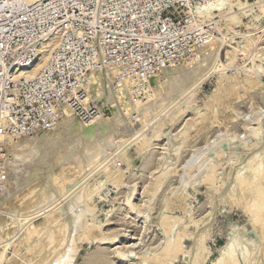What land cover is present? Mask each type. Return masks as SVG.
Here are the masks:
<instances>
[{"label": "rangeland", "instance_id": "obj_1", "mask_svg": "<svg viewBox=\"0 0 264 264\" xmlns=\"http://www.w3.org/2000/svg\"><path fill=\"white\" fill-rule=\"evenodd\" d=\"M236 1L239 5L241 4L240 7H238L239 9L241 8L240 10L238 8L229 10V7H224L221 15L218 14L220 12L218 9L211 11L210 14L206 12L207 15L203 9L205 6L211 5L210 3L214 4L218 2V0H46L43 1V3H41V0H37L32 4H27L25 0H12L9 4L7 2L3 3L5 7L2 8L3 11L9 10V5L12 3L18 5L22 4L24 10L17 18L14 19L11 17L0 22V24L4 25L3 32L0 36V179H3L0 180V217L9 219L12 223L16 222L13 223V229L15 231L12 229L13 231L11 232L13 233L10 236L12 237L13 235L15 238L9 237V248H6L1 264H9L10 262L11 264H29V261L37 256L34 254L39 253V249H36L34 246L32 247V244L29 245L31 247L22 244L23 247L21 243L16 241L28 227L27 225L29 222L26 221L30 219L29 221L32 222L33 220H31V218L37 215L40 216L34 221H39V219L42 220L45 215L47 217V215L53 212L52 207L55 203L60 204L58 203L60 199L61 202L67 200V207L63 213L64 217L61 216L62 218L59 217L61 219H58V221H62L66 215L71 214L74 203L76 204V202L79 201V195L83 188H86V193L90 198L86 197L88 204H86V208L82 207L83 210L81 211V208L74 217L70 225L72 226L70 230L75 233L76 231L74 229L78 227V229H80L82 223H85L88 227L98 224L99 226L97 225L96 227L101 228L99 237L102 242H91L84 238L77 241L75 240V234H73L74 237L71 239L69 238L68 242H71H67L64 250L65 252H63L64 254L62 253V259L65 261L69 257L75 256L73 263L83 264V262L98 249L102 250L104 253L107 264H138L142 260V257L145 264H155L158 258L159 260H157L156 264H163L164 257L162 256L163 252H161L163 251V247L167 242L169 243V240L172 241V237L176 239V237L179 238L181 234H183L182 238L180 237L181 241H179V245H183L181 248L185 252L179 251L180 253L182 252V254L178 253L175 255V258H173L174 261L170 258L168 259L171 261H168V259L165 258L164 264H190L191 262L195 264V260L193 261L192 259H196V255L194 256V254L200 253L201 249L202 251L207 250V257H205V261H203L202 264H213L228 245L230 239L236 241L242 240L247 245H249L250 242L252 245L249 251L251 254H249L250 261L253 259L252 262L256 264L260 259L258 263L264 264V240L259 243L260 245L258 244L260 246V248L259 246L258 248L261 251L258 250V252L253 248L256 243L255 237L259 231L257 227L256 230L254 229L255 227L251 225V215H249V213L247 214V212H245V214V210L243 211L240 205L236 206V204H233L230 198H228L229 188L233 189L234 187L232 185H234L236 173L239 172L238 169L241 172V166L243 167L244 163L247 164L246 161H248V159H251L252 162L254 158L253 155L257 153V156L253 159V163L257 160L256 157L258 158L259 156L261 160L258 158L260 162L257 161V163L262 162L261 164L264 167V51H262L264 50V0H231L232 3L238 5ZM23 4H27L28 6H24ZM32 5H34L33 8L41 5H44V7H51L54 9V15L46 20L41 19L42 22L39 23L34 16L35 14L29 12L31 9L26 10L27 7L29 8ZM198 10H200V12ZM216 11H218V13ZM90 14L91 19L88 17ZM15 22L17 23L15 24ZM47 29L49 30L46 31ZM209 42L210 44H208ZM57 43L58 45H56ZM209 45L212 46L209 47ZM243 47L245 48L243 49ZM205 48L209 51L213 49L212 53H214L212 54L210 51L208 55L202 58L203 56L198 55V53ZM256 55L258 56L256 57ZM33 56L35 57L33 58ZM197 56H200L199 58L201 59ZM196 57L200 60H198L199 65L197 64L195 68L190 67L189 70L187 68L185 71L186 73H184L186 75L182 74V76H180L181 78L179 77L180 80L178 79V81H181L179 82L181 86L176 85L178 83L176 81L177 83L175 82V86H165L164 92H159L161 95L156 91L154 92V89H150L153 88L151 84L152 79L161 75L163 76L168 71H175L178 66L185 64V62H190V58L191 61H195ZM232 57H234V62L229 61ZM201 62L203 66L200 64ZM228 62L233 64L230 63L228 67ZM36 63L37 65H42H38L39 68L36 72V74H38H29L36 66ZM224 65L227 66L225 67ZM197 66L202 68L199 69ZM220 67L223 68L220 69ZM215 68H219V70ZM196 69L201 71V74L197 72ZM192 70H194L196 74L198 73V75ZM21 72L23 75H21ZM188 72H190L192 76L190 73L187 74ZM25 74L26 77H24ZM185 76L186 81L184 80ZM188 76H190L191 79ZM95 77L99 79L102 85L108 86L112 97L115 96L113 97L112 105H115L114 109H118L115 110V114L118 120H122V125L121 123H117L118 121L115 119L116 122H114V120L108 125L106 132H104L105 134L102 133L104 135L99 134V137H94V140L84 141V143L81 139V142L77 140L78 137H74L73 135L67 137L69 140H67V138L66 140L62 139V142L50 147L52 151H49V149L46 155L42 154L39 156L43 157V155H45V158L48 159L43 166L45 169H42L39 175L29 174V168L31 167L29 165H32L34 159L36 160L38 157L35 153H30L28 157L29 153L23 154L19 150H12V148L14 149L16 146V144L13 145V143L18 142L16 141L17 139L31 138L43 129H55L61 124V120L65 116L62 113L65 114L68 110L77 118L79 117V121L85 123L84 125L99 121L105 110L101 100L93 96L92 90L94 91L95 84L92 80H94ZM192 77H195L196 81L193 78L195 82L192 81ZM182 79L185 83H183L184 81ZM189 79L192 83L191 81H189L190 83L187 81ZM180 83L183 85L187 84V87L193 86V89L190 87L191 90L189 87L187 88L185 86L186 89H184V87L181 88L183 85ZM176 86L181 89L177 90ZM182 89H184V91ZM187 89L189 90L187 91ZM119 92H121V94ZM124 92L128 93L124 94ZM129 93H131L130 96ZM117 94L119 95L118 99L122 97L120 101L116 98V96H118ZM150 94L153 97H157L153 98ZM127 97L128 100H133L137 103L134 102L133 104L136 107L142 105L143 107L141 106V110L139 107L133 108V101L126 100L125 98ZM160 98H163L162 101ZM186 100H191V103ZM120 102L121 105L119 104ZM123 103L124 105L127 103L125 105L126 107ZM121 106H123L122 110ZM129 106L132 107L130 108ZM145 106L149 108V110H147V108L145 109ZM65 108L68 109L63 112L62 110ZM138 109L141 112L142 110L143 112L146 110L149 116H146L144 119H139L140 116L135 117L141 114V112H137ZM134 110H136L137 115ZM125 111H131L133 115L129 112V115H131L130 117ZM152 112L153 116L151 115ZM176 114L178 115L176 116ZM98 115H101L99 116L100 119L96 118ZM196 115L199 118L196 117ZM197 119L198 122L196 121ZM87 121L89 122L88 124H86ZM113 124H118V126H113ZM258 124L260 125V129ZM119 125H121V127ZM128 125H131L133 128H128ZM125 126L126 128H124ZM256 126L260 131H258ZM115 127H118L122 131ZM33 128L37 130L34 131ZM115 129H117L118 132L115 131ZM253 129H255V131ZM249 130H251V132ZM112 132H114V134H112ZM156 136L157 139H154ZM164 136L168 138V140H166ZM144 137L145 139L148 138L150 141L147 143L149 147L147 152L148 164L140 168L142 164L140 155L143 153V148L140 144L144 142ZM98 138V141L102 142L101 146L99 144L100 142L96 140ZM183 138L184 140L182 141ZM72 139H76V141ZM89 142H92V144ZM80 143L84 147L83 150L88 148L86 149L88 151L85 152L89 153H85L83 150L81 151L83 147H81ZM88 144H90L91 147H88ZM96 146L98 147L96 148ZM138 147L142 152L137 150L139 149ZM18 148L21 147L18 146ZM214 150H216V154ZM15 151L19 152L15 153ZM92 151L95 152L93 153ZM221 151L226 155L220 154L221 157L220 160H218L216 157L219 153H222ZM60 153H65V155L68 156L66 157L64 154L60 155ZM21 154L26 156L24 157L26 161L23 160L24 158H21ZM15 155H17V157ZM62 156H65L67 160L63 159ZM197 156L200 157H198L200 160L197 159ZM236 156H238V160ZM251 156H253V158ZM73 157L75 158L74 160L72 159ZM212 157L216 160L213 159V161ZM206 158H208L209 162L219 161L221 167L216 166V164L213 165L214 163L212 164V162L210 163L213 168L208 167L211 164H209ZM61 159L64 162L63 166H61ZM9 160L11 163H8ZM52 160H55V162L61 161L60 164L57 163L56 165H59L61 168L64 167L65 169H59V171L63 173L61 177H59L58 182L56 181L57 183L54 182V185L52 183L45 187V190L49 189V195L54 196L49 198L48 193L45 195V190H43V192L41 189L40 192L42 191L43 195H45L44 199L39 191L38 194H32V196L40 195V200L45 201L44 203L42 201L40 202L41 206L43 205L45 207L42 206V208L37 209L38 211L35 210V207H33V209L25 208L23 211L21 209L20 211L17 208L19 203L21 204L20 200H24V197H27L30 190L32 191L34 189V187L30 189V187L36 186L35 184H43V179L46 178L45 175L47 173L50 172L49 175H52V171L58 170L57 168L59 167H57ZM195 161L199 164H196L198 166L193 165ZM49 162L52 164H49ZM251 162L250 165L249 163L247 165H257L256 162L254 164H251ZM13 163L20 164V168H15ZM9 164H11V167ZM88 164L90 166H87ZM7 166L10 168L11 172H8L9 169L7 170ZM46 166L51 167L48 168ZM53 166L57 168L54 169ZM79 166L83 170L77 169ZM214 166L219 168L215 169ZM199 167H201V169ZM244 167L243 171L252 169L251 167H249V169L247 166L246 168ZM211 168L218 174L215 175V172H211ZM253 168H255V166ZM51 169L52 171H50ZM203 169L206 170L204 171ZM12 170L14 171L13 173ZM105 170H107L106 173ZM207 170L209 173H207ZM56 173L58 174L59 172H55L54 174ZM161 173L167 174V178L157 187L154 182H157L162 176ZM219 173L222 175H219ZM209 174L213 176L211 179L214 180L211 182L212 184L214 183L213 185L209 184L211 177ZM27 175H29V177ZM41 175H44L42 176L43 178H41ZM217 176L222 181L217 179ZM25 178H29V180ZM35 179L38 182H36ZM115 180L117 182H115ZM189 180L190 182L194 180V182L187 184ZM17 181L21 183L19 187ZM28 181L30 182L28 183ZM65 181L69 182L65 184ZM60 182L64 183L62 195L57 192L59 189L56 190V187L60 188L59 185L57 186ZM25 184L26 186H24ZM216 184L218 185L217 187ZM12 186H15L17 189H14V187L13 190L11 188ZM209 186L212 187L210 188ZM215 188L217 189L216 193H214ZM12 190L18 191L12 192ZM9 191L12 194H9ZM211 191L213 195L208 194L209 192L211 193ZM55 192L57 194H55ZM55 195H60V197ZM207 195L211 196L208 197ZM10 196L13 199L9 198L11 200H9V202L12 205L10 208L16 210H10L8 206L6 207V205L2 203H7L8 197ZM64 196H67L66 198L68 199L62 200L65 198ZM52 197L55 199L53 200ZM128 197H131L130 206L133 204V206L137 207L136 209L141 207L139 208L140 210L138 209L141 217L135 218L136 215L128 212V206L126 205L127 203H125V199ZM219 197H222L223 199L221 198V200L223 201H221ZM4 198H6L5 201L3 200ZM48 198L50 200H47ZM37 199L38 197H36L34 201L35 205L36 202L38 203L40 201H37ZM51 201H55V203ZM87 205H89V211H87ZM30 211L31 214L29 213ZM39 211L41 212L35 214ZM136 212L135 214H137ZM1 213H3V215ZM162 218L169 222L170 227H167L170 228V232L168 233V231H166L168 235L166 232L163 234L166 227H163V225H166L167 222L164 219V221H161ZM170 219H172L173 224ZM58 221V225L63 222ZM1 224H3V222ZM202 228L205 231H203ZM78 229H76L77 233L79 232ZM198 230H200L201 234H199ZM101 231L102 234H100ZM0 232L3 234L1 230ZM187 232L191 235L189 236ZM2 234H0V236H2ZM126 234L127 238H120L122 235ZM194 234L196 235L195 237ZM198 234L200 235L199 238H202L201 235H203L204 242L201 239L203 243L199 244L202 245L201 248L195 245L199 242ZM110 235L112 239H116V243L112 245H103L109 241L106 240L105 237L108 239ZM168 236L170 238L169 240H167ZM103 239L105 243H103ZM194 240L198 242L194 243ZM247 240H249V242ZM0 241L3 242L5 240L2 241L0 237ZM17 244L20 245L18 246ZM0 245L2 246V243ZM31 248L33 250L35 249V251H31ZM118 248L120 252L123 251L128 255L130 254L126 262H117L113 259L116 255H114V251L117 252ZM23 249H26V251ZM195 249L196 251H194ZM36 250L38 252H36ZM29 252H31V255ZM260 252L263 253L261 254ZM159 254L163 259L161 256H156ZM255 254L258 260L255 258ZM261 255L263 258H261ZM11 257L13 258L11 259ZM149 258L153 259L150 260ZM153 260H155V262ZM58 262L59 260L57 259L55 264H58Z\"/></svg>", "mask_w": 264, "mask_h": 264}, {"label": "bare ground", "instance_id": "obj_2", "mask_svg": "<svg viewBox=\"0 0 264 264\" xmlns=\"http://www.w3.org/2000/svg\"><path fill=\"white\" fill-rule=\"evenodd\" d=\"M3 1H8V2H11L12 0H3ZM15 1V0H14ZM34 1H37V0H25V2L27 3V4H32ZM217 1V0H216ZM18 2V1H17ZM237 2V1H236ZM235 2V3H236ZM9 4V3H8ZM211 5H208L207 7L205 6V8H203L204 9V12H205V14L207 15V13L208 14H210L211 13V11H213V10H216V9H218V11H220L219 13H218V11H216L219 15H221L222 13H223V9H224V7H229V10L231 9V10H233V9H237L238 7H240V5H239V3L237 2V4L238 5H236V4H234V3H232L231 2V0H218V2H215L214 4L213 3H210ZM245 4V3H244ZM11 5H13V11H15L16 9L14 8L15 6H14V3H12ZM10 6V5H9ZM245 6V5H244ZM250 8V7H249ZM261 8V7H260ZM259 8V9H260ZM239 9V8H238ZM241 9V8H240ZM239 9V10H240ZM243 10V9H242ZM199 12H200V10H198ZM198 11H197V13H198ZM228 11V10H227ZM226 11V12H227ZM249 11H251V10H249ZM204 12H203V15H204ZM207 12V13H206ZM263 12V11H262ZM228 13V12H227ZM230 15V14H229ZM228 15V16H229ZM235 15V14H234ZM237 17V16H236ZM233 19V18H232ZM235 20V19H234ZM238 20V19H237ZM228 28V27H227ZM59 42V41H58ZM212 43V42H211ZM208 44H210V42L208 43ZM56 45H58V43L56 44ZM247 45V44H246ZM210 46H212V45H209V47ZM209 47H208V49H209ZM55 48V47H54ZM57 48V47H56ZM245 47H243V49H244ZM264 48V47H263ZM206 49V48H205ZM203 50V51H201V52H199L198 53V55H200V56H203L202 58H204V56H206V55H208V53L211 51V53H212V51H213V49H210V51L208 50V49H206V50ZM261 49V48H260ZM262 50V49H261ZM239 51V50H238ZM262 51H264V50H262ZM214 53V52H213ZM212 53V54H213ZM239 53H242V52H239ZM259 54H260V52H259ZM48 55V54H47ZM197 55V54H196ZM195 55V56H196ZM199 56V57H200ZM211 56V55H210ZM258 55H256V57H257ZM198 57V56H197ZM197 57H196V59H197ZM198 57V58H199ZM234 57H232V59H229V61H233L234 62V59H233ZM195 59V61H191V58H190V62H188V63H186L185 62V64H182L181 66H178L176 69H175V71H171V72H166L163 76L161 75V76H158V75H156V76H158V77H156V76H154V77H156L155 79H152L151 80V84H152V87L153 88H150V89H154L153 91L155 92H157V93H161V91H163V90H165L164 88H165V86L167 87L168 85H169V87L171 86V85H174L175 86V82L177 83L176 85H179V82H181V81H178V79H179V77L180 76H182V74L183 75H186V74H184V73H186L185 71L187 70V68H188V70H189V68L191 67H196V65L198 64L199 65V59H201V58H199V59H197L196 60ZM255 59V58H254ZM253 59V60H254ZM46 60V59H45ZM185 60V59H184ZM199 60V61H198ZM257 60V59H256ZM188 61V60H187ZM202 61V60H201ZM38 63V62H37ZM37 63H36V66L31 70V73H29V74H31V75H34V74H36V72L38 71V68H39V66H42V65H40V64H38L37 65ZM46 63V62H45ZM44 63V64H45ZM231 63V62H230ZM229 62L227 63V65H228V67L230 66L229 64H230ZM43 64V63H42ZM201 65H202V62L200 63ZM219 64V63H218ZM231 64H233V63H231ZM32 65V64H31ZM200 65V66H201ZM220 65V64H219ZM227 65H224L225 67L227 66ZM203 66V65H202ZM220 66H222V65H220ZM174 67V66H173ZM198 67V66H197ZM217 67V66H216ZM250 67V66H249ZM32 68V67H31ZM175 68V67H174ZM199 68V67H198ZM202 68V67H201ZM201 68H199V69H201ZM223 67H220V69H222ZM216 69V68H215ZM218 70H219V68H217ZM216 69V70H217ZM191 70V69H190ZM197 70V72H201V71H198V69H196ZM192 71H194V70H192ZM204 71V70H203ZM29 72V71H28ZM190 72H188L187 74H189ZM194 73L196 74V72L194 71ZM193 73V74H194ZM38 74V73H37ZM36 74V75H37ZM191 74V73H190ZM194 74V75H195ZM201 74V73H200ZM21 75H23L22 74V72H21ZM20 75V76H21ZM28 75V74H27ZM193 75V76H194ZM196 75H198V73L196 74ZM191 76H192V74H191ZM24 77H26V74L24 75ZM28 77V76H27ZM32 77H34V76H32ZM188 77H190V76H188ZM181 78V77H180ZM183 78V77H182ZM193 78L195 79V77H192V81L193 82H195L196 81V79H195V81L193 80ZM196 78H197V76H196ZM190 79H191V77H190ZM187 80L188 82L189 81H191V80ZM180 80V79H179ZM183 80V79H182ZM185 81H186V76H185V79H184ZM183 80V81H184ZM92 81H94V84H95V88H94V91L92 90V92H93V96L96 98V99H99V100H101V102H102V104H103V107H104V114H103V116L101 117V119L99 118V116H101V115H98V117H96V118H99V119H96V120H99V121H96V122H93V123H91V124H89V125H84L85 123H81L80 121H79V117L77 118L73 113H71L69 110L68 111H66L68 108H65L64 110H62L63 112H65V114L64 113H62L63 115H65L64 116V118H62V120H63V122H62V120H61V124H59V126H57L55 129H43V130H41V132H38L36 135H32L33 137H31V138H27V139H17L16 141H18V142H14L13 143V145H15L16 144V148L14 147V149L12 148V150H19L21 153H23V154H25V153H29V155H28V157L30 156V153H32V154H34L35 153V155L38 157V158H36V160L34 159V162L32 163V165H29V166H31L30 168H29V174H31V175H39L40 174V172H41V170L42 169H45V168H43V166L46 164V160H48L47 158H45V155H46V153L48 152V150L50 149V147H52L53 145H56V144H58L59 142H62L63 140L62 139H65L66 140V138L68 137V136H70V135H73L74 137H78V139L77 140H82V142L84 143V141H88V140H94L93 138L94 137H99L98 135L99 134H101V135H104L105 133L104 132H106V128L108 127V125L109 124H111L112 123V121H114L115 119H117V123H121L122 122V120L121 119H119L120 120V122H119V120H118V117L116 118V112H115V110H118V109H114V106L115 105H112V101H113V97H115V96H111V94H110V92H109V89H108V86L106 85V86H104V85H102L100 82H99V79L98 78H94V80H92ZM112 81V80H111ZM185 81L183 82V83H185ZM192 81H191V83H192ZM248 81H249V79H248ZM250 81H251V79H250ZM113 82V81H112ZM124 82V81H123ZM253 82V81H252ZM93 83V82H92ZM105 83V82H104ZM150 83V82H149ZM190 83V82H189ZM180 84H182V83H180ZM127 85V84H126ZM183 85V84H182ZM187 84H185V85H183L181 88H183L184 86L185 87H187L186 86ZM190 85V84H189ZM128 86V85H127ZM126 86V87H127ZM179 86H181V85H179ZM195 86V85H194ZM122 87V86H121ZM125 86L123 85V88H124ZM173 87V86H172ZM171 87V88H172ZM177 87V90H179V89H181V88H179L178 86H176ZM175 87V88H176ZM184 87V89H186ZM189 87V86H188ZM187 87V88H188ZM191 87V86H190ZM189 87V88H190ZM193 87V86H192ZM191 87V88H192ZM111 88V87H110ZM123 88H121V89H123ZM174 88V89H175ZM190 88V89H191ZM120 89V88H119ZM125 89V88H124ZM123 89V90H124ZM129 89V88H128ZM184 89H182L183 91H184ZM193 89V88H192ZM191 89V90H192ZM195 89V88H194ZM111 90H113V89H111ZM189 89H187V91H188ZM120 91V90H119ZM169 91V90H168ZM115 92V91H114ZM131 92V91H130ZM164 92V91H163ZM173 92V91H172ZM120 94H121V92H119ZM126 93H128V92H126ZM125 92H124V94H126ZM153 93V92H152ZM157 93H156V95H157ZM159 93V94H160ZM167 93V92H166ZM171 93V92H170ZM175 93V92H174ZM180 93V92H179ZM130 94L131 93H129V96H130ZM135 94V93H134ZM144 94V93H143ZM155 94V93H154ZM163 94V93H162ZM168 94V93H167ZM113 95V94H112ZM118 95V94H117ZM123 95V94H122ZM121 95V96H122ZM161 95V94H160ZM164 95H165V93H164ZM120 96V97H121ZM128 96V95H127ZM150 96H151V94H150ZM150 96H148V97H150ZM118 97H119V95L118 96H116V98L118 99ZM124 97V96H123ZM141 97V96H140ZM151 97H153V96H151ZM154 97H157V96H154ZM153 97V98H154ZM161 97V96H160ZM192 97V96H191ZM122 98V97H121ZM120 98V99H121ZM132 98V97H131ZM143 98V97H142ZM164 98H166V97H164ZM120 99H118L119 101H120ZM126 100H128V97L127 98H125ZM161 99V98H160ZM163 99V98H162ZM162 99H161V101H162ZM182 99H184V98H182ZM93 100V99H92ZM145 100V99H144ZM149 100V99H148ZM169 100V99H168ZM118 101V102H119ZM128 101H133V100H128ZM140 101V100H139ZM151 101V100H150ZM186 101H188V102H190L191 100H186ZM134 102L135 101H133L132 102V105L134 104ZM138 102V101H137ZM146 102V101H145ZM159 102V101H158ZM165 102V101H164ZM84 103H85V100H84ZM136 103V102H135ZM147 103V102H146ZM145 103V104H146ZM152 103V102H151ZM186 103V102H185ZM191 103V102H190ZM192 103H193V101H192ZM101 104V105H102ZM120 105H121V102L119 103ZM127 104V103H126ZM125 104V105H126ZM137 104V103H136ZM165 104V103H164ZM84 105V104H83ZM95 105V104H94ZM123 105H124V103H123ZM124 105V106H125ZM131 105V104H130ZM138 105H139V103H138ZM141 105V104H140ZM162 105V104H161ZM186 105V104H185ZM142 106V105H141ZM141 106H138L139 107V109L141 110ZM148 106V105H147ZM190 106V105H189ZM96 107V106H95ZM126 107V106H125ZM130 108L132 107V106H129ZM134 107H136L135 105H133V108ZM138 107H136V108H138ZM143 107V106H142ZM150 107V106H149ZM160 107H162V106H160ZM192 107V106H191ZM120 108V107H119ZM122 108H123V106H121V110H122ZM129 108V109H130ZM145 109L147 108L146 106L144 107ZM128 109V110H129ZM138 109V113H140L141 111ZM143 109V108H142ZM144 109V110H145ZM159 109V108H158ZM157 109V110H158ZM161 109V108H160ZM164 109V108H163ZM185 109V108H184ZM71 110V109H70ZM99 110V109H98ZM120 110V109H119ZM127 110V109H126ZM137 110V109H136ZM136 110H134L135 112H136ZM147 110H149V108H147ZM187 110H188V108H187ZM131 111H132V109H131ZM131 111H129L131 114L133 113V112H131ZM160 111V110H159ZM180 111V110H179ZM129 112L127 111H125V113H128V116H130L131 117V115H129ZM137 112H136V115H137ZM142 112H143V110H142ZM141 112V114H142V116H141V114H139L138 116H135V117H139V119L141 118V119H144V118H146V116H149L148 114H147V112H146V110L142 113ZM154 112V111H153ZM153 112H152V116H153ZM163 112H165V111H163ZM181 112V111H180ZM179 112V113H180ZM191 112H193V111H191ZM100 113V112H99ZM120 113V112H119ZM156 113H157V111H156ZM161 113V112H160ZM89 114V113H88ZM102 114V113H101ZM158 114V113H157ZM120 115V114H119ZM118 115V116H119ZM122 115H124V114H122ZM133 115V114H132ZM156 115V114H155ZM159 115H161V114H159ZM178 114H176V116H177ZM4 116V115H3ZM93 116V115H92ZM162 116V115H161ZM169 116V115H168ZM174 116V115H173ZM91 117V116H90ZM121 117V116H120ZM124 117V116H123ZM196 117H198L197 115H196ZM122 118V117H121ZM126 118V117H125ZM154 118V117H153ZM156 118V117H155ZM168 118V117H167ZM199 118V117H198ZM5 119V118H4ZM83 119V118H82ZM94 119V118H93ZM123 119V118H122ZM133 119H134V117H133ZM151 119V118H150ZM157 119V118H156ZM161 119V118H160ZM164 119V118H163ZM166 119V118H165ZM92 120V119H91ZM129 120V119H128ZM138 120V119H137ZM147 120V119H146ZM200 120V119H199ZM260 120V119H259ZM88 121H90V120H88ZM87 121V123L86 124H88L89 122ZM133 121V120H132ZM153 121H154V119H153ZM189 121V120H188ZM193 121V120H192ZM197 122H198V119L196 120ZM263 121V120H262ZM114 122H116V120L114 121ZM134 122V121H133ZM136 122V121H135ZM143 122V121H142ZM147 122V121H146ZM155 122V121H154ZM171 122V121H170ZM260 122V121H259ZM123 123V122H122ZM122 123H121V125H122ZM138 123H139V121H138ZM167 123V122H166ZM169 123V122H168ZM193 123H194V121H193ZM263 123V122H262ZM129 124V123H128ZM131 124V123H130ZM140 124H141V121H140ZM143 124H145V123H143ZM160 124V123H159ZM159 124H158V126H159ZM195 124V123H194ZM115 124H113V126H114ZM121 125H119L120 127H121ZM123 125H125V124H123ZM135 125H136V123H135ZM137 125H139V124H137ZM259 125V124H258ZM115 126H118V124H116ZM129 126V125H128ZM141 126V125H140ZM139 126V127H140ZM193 126V125H192ZM138 127V128H139ZM146 127V126H145ZM144 127V128H145ZM150 127V126H149ZM244 127V126H243ZM263 127H264V125H263ZM115 128H117V129H119L118 127H115ZM124 128H126V126L124 127ZM128 128H133V127H131V125L128 127ZM134 128H136V127H134ZM156 128V127H155ZM158 128V127H157ZM184 128V127H183ZM256 128H257V126H256ZM117 129H115V131H117L118 132V130ZM130 129V130H131ZM149 129V128H148ZM186 129V128H185ZM188 129V128H187ZM192 129V128H191ZM258 129V128H257ZM259 129H260V125H259ZM258 129V131H260ZM110 130V129H109ZM119 130H121V129H119ZM127 130V129H126ZM136 130H140V129H136ZM136 130H134L135 132H137ZM142 130V129H141ZM145 130V129H144ZM143 130V131H144ZM153 130V129H152ZM254 131H255V129H253ZM122 131V130H121ZM154 131V130H153ZM156 131V130H155ZM250 132H251V130H249ZM110 132V131H109ZM157 132V131H156ZM155 132V133H156ZM262 132V131H261ZM102 133H104V134H102ZM127 133V132H126ZM130 133V132H129ZM112 134H114V132H112ZM131 134V133H130ZM137 134V133H136ZM164 134V133H163ZM181 134V133H180ZM250 134V133H249ZM253 134V133H252ZM261 134V133H260ZM179 135V134H178ZM251 135V134H250ZM258 135H259V133H258ZM106 136H108V135H106ZM113 136H115V135H113ZM130 136V135H129ZM136 136H138V135H136ZM158 136V135H157ZM157 136L154 138V139H157ZM254 136V135H253ZM30 137V136H29ZM72 137V136H71ZM109 137H111V136H109ZM117 137V136H116ZM132 137H133V135H132ZM135 137V136H134ZM165 137V136H164ZM167 137H169V136H167ZM175 137V136H174ZM178 137V136H177ZM176 137V138H177ZM25 138V137H24ZM105 138H107V137H105ZM137 138V137H136ZM140 138V137H139ZM182 138V137H181ZM250 138V137H249ZM249 138H248V140H249ZM254 138V137H253ZM257 138H258V136H257ZM256 138V139H257ZM261 138V137H260ZM113 139V138H112ZM115 139V138H114ZM138 139V138H137ZM151 139V138H150ZM153 139V138H152ZM164 139V138H163ZM165 139L166 140H168V138H166L165 137ZM172 139H174V138H172ZM172 139H170V140H172ZM225 139V138H224ZM8 140V139H7ZM64 140V141H65ZM67 140H69V138H67ZM71 140V139H70ZM73 141H76V139H72ZM81 140H80V142H81ZM97 141L99 140V138L98 139H96ZM95 140V141H96ZM103 140H106V139H103ZM132 140H133V138H132ZM180 140V139H179ZM184 140V138L182 139V141ZM186 140H187V138H186ZM118 141V140H117ZM120 141H122V140H120ZM130 141V140H129ZM152 141V140H151ZM72 142V141H71ZM78 142V141H77ZM98 142H100V141H98ZM106 142H108V141H106ZM110 142V141H109ZM123 142V141H122ZM132 142V141H131ZM130 142V143H131ZM148 142H150L149 140H148V138L147 139H145V137H144V142L142 143V144H140V146L143 148V153H141L142 155H140L139 153L137 154V155H140L141 156V166H140V168H142V167H145L147 164H148V154H147V152H148ZM172 142V141H171ZM180 142V141H179ZM245 142H247V141H245ZM72 143H75V142H72ZM90 144H92V142H89ZM95 143V142H94ZM97 143V142H96ZM102 142H100L99 144H100V146L102 145L101 144ZM105 143V142H104ZM10 144H12V143H10ZM9 144V145H10ZM61 144H63V143H61ZM77 144V143H76ZM76 144H72V145H76ZM90 144H88L87 146L88 147H91L90 146ZM108 144V143H107ZM128 144V143H127ZM180 144V143H179ZM178 144V145H179ZM246 144V143H245ZM71 145V146H72ZM80 145H81V147H83V145L80 143ZM94 145H96V144H94ZM93 145V146H94ZM98 145V144H97ZM104 145H106V144H104ZM12 146V145H11ZM18 146H20L21 148H18ZM99 146V145H98ZM98 146H96V148L98 147ZM106 146H108V145H106ZM127 146V145H126ZM103 147H105V146H103ZM165 147V146H164ZM169 147V146H168ZM230 147V146H229ZM240 147H242V146H240ZM56 148V147H55ZM61 148V147H60ZM94 148V147H93ZM113 148H114V146H113ZM139 148V147H138ZM251 148V147H250ZM8 149H11V148H8ZM84 149V147L81 149V151ZM86 149H88V148H86ZM83 150V152H85V151H88V150ZM99 149V148H98ZM102 149H105V148H102ZM175 149H176V146H175ZM262 149V148H261ZM264 149V148H263ZM90 150V149H89ZM94 150V149H93ZM105 150H108V149H105ZM112 150V149H111ZM138 151H140V148L139 149H137ZM142 150V149H141ZM164 150V149H163ZM166 150V149H165ZM218 150V149H217ZM15 151V153H18V152H16ZM49 151H52V149H50ZM59 151V150H58ZM96 151V150H95ZM94 151V152H95ZM215 151L216 150H214V153H215ZM223 151V150H222ZM221 151V152H222ZM235 151V150H234ZM258 151V150H257ZM256 151V152H257ZM260 151V150H259ZM263 151V150H262ZM61 152H62V150H61ZM83 152H80V153H83ZM93 152V151H92ZM93 152V153H94ZM140 152H142V151H140ZM220 152V151H219ZM236 152V151H235ZM248 152V151H247ZM14 153V152H13ZM85 153H89V152H85ZM213 153V152H212ZM238 153V152H237ZM236 153V154H237ZM246 153V152H245ZM264 153V152H263ZM42 154H45V155H43V157L41 156V157H39L40 155H42ZM65 155V153H60V155ZM216 154V153H215ZM220 154H223V152L222 153H219V155L216 157V159H218V160H220ZM243 154V153H242ZM257 154V153H256ZM256 154H254L253 156H254V158H255V156H257ZM262 154V153H261ZM11 155H12V153H11ZM27 155V154H26ZM167 155H169V154H167ZM214 155V154H213ZM224 156L226 155V154H223ZM232 155V154H231ZM14 156V155H13ZM16 157H17V155H15ZM21 158H24V157H26V156H23L22 154H21ZM35 156V157H36ZM58 156H59V154H58ZM57 156V157H58ZM66 157L68 156V155H65ZM63 157L62 156V158L63 159H66V157ZM81 156V155H80ZM83 156V155H82ZM123 156V155H122ZM199 156H202V155H199ZM199 156H197V159H199L200 157ZM227 156H228V154H227ZM253 156H251L252 158H253ZM261 156V155H260ZM31 157H33V156H31ZM56 157V158H57ZM75 157V156H74ZM72 158L73 160L75 159V158ZM199 157V158H198ZM209 157V156H208ZM214 157V156H213ZM212 157V160L214 159V160H216L215 158H213ZM219 157V158H218ZM232 157V156H231ZM237 157L238 156H236V159H237ZM240 157V156H239ZM18 158H19V156H18ZM54 158V157H53ZM60 158V157H59ZM70 158V157H69ZM124 158V157H123ZM224 158V157H223ZM234 158V157H233ZM253 158V159H254ZM258 158H259V156H258ZM257 157H256V163H257V161H259L260 162V160H261V158H259L258 159ZM13 159V158H12ZM16 159V158H15ZM79 159V158H78ZM84 159V158H83ZM86 159V158H85ZM231 159V158H230ZM247 159V158H246ZM253 159H252V162H251V159H248V161H250L251 162V164L253 163ZM23 160H25V158L23 159ZM60 160V159H59ZM62 160V159H61ZM67 160V159H66ZM175 160V159H174ZM200 160V159H199ZM206 160H208V158H206ZM211 160V159H210ZM213 160V161H214ZM234 160V159H233ZM238 160V159H237ZM14 161V160H13ZM12 161V162H13ZM18 161H20V160H18ZM18 161H16V162H18ZM26 161V160H25ZM65 161V160H64ZM80 161V160H79ZM170 161V160H169ZM172 161H173V159H172ZM213 161H210V162H212V164L213 165H215L216 164V166H220L219 164H220V162L218 163L217 161H215V162H213ZM222 161V160H221ZM230 161V160H229ZM248 161H246V163L248 164L249 163V165H250V162H248ZM27 162H28V160H27ZM52 162H55V160L53 161L52 160ZM74 162V161H73ZM197 161H195L194 163L195 164H193L194 166L196 165V164H198V163H196ZM208 162H209V160H208ZM209 162V164H211ZM225 162V161H224ZM232 162H234V161H232ZM238 162V161H237ZM254 162V163H255ZM8 163H11V161L9 160L8 161ZM31 163V162H30ZM30 163H28V164H30ZM51 162H49V164H50ZM57 163H61V161H57V162H55V165L57 164ZM64 162H63V160H62V163H61V166H63L64 164H63ZM67 163V162H66ZM77 163V162H76ZM84 163L86 164V162H85V160H84ZM88 163H90V162H88ZM96 163V162H95ZM205 163V162H204ZM206 163H207V161H206ZM228 163V162H227ZM253 163V164H254ZM262 163V162H261ZM261 163H257V165L255 164V165H253V166H249V165H247V164H243L244 166L246 165L247 167H248V169H249V167H251L252 169H250V170H248V171H243L244 169H243V167L241 166V169H242V171L240 172V170L238 169V171L239 172H237L236 173V175H235V182L233 183L234 185H232V186H234L233 187V189L232 188H229V197L228 198H230V201L233 203V204H236V206L237 205H240L243 209V211H244V213L245 212H247V214L249 213V215H251V225H253V227H255L254 229H256V227H257V229H258V233H257V236L255 237V239H256V243H255V245L253 246V248L255 249V250H259V251H261L259 248H260V244L259 243H261L263 240H264V167L262 166V164ZM26 164V163H25ZM52 164V163H51ZM81 164H83V163H81ZM172 164V163H171ZM212 164L211 165H209L208 167H212ZM218 164V165H217ZM235 164V163H234ZM259 164H261L260 166H258ZM264 164V163H263ZM11 164H9V166H10ZM13 165H14V167L15 168H20V164H15V163H13ZM13 165H12V167H13ZM48 165V164H47ZM54 165V166H55ZM199 165V164H198ZM198 165H196V166H198ZM205 165H208V164H205ZM53 166V167H54ZM57 166V165H56ZM69 166V165H68ZM87 166H90L89 164L87 165ZM159 166V165H158ZM201 166V165H200ZM204 166V165H203ZM216 166H214V168L215 169H218L219 167H217L216 168ZM246 166L244 167V168H246ZM255 166V168H253ZM262 166V167H261ZM11 167V166H10ZM46 167H48V166H46ZM51 167V166H50ZM50 167H48V168H50ZM57 167H59V165L57 166ZM57 167H54V169L55 168H57ZM67 167V166H66ZM70 167H72V166H70ZM69 167V168H70ZM76 167V166H75ZM86 167V166H85ZM95 167V166H94ZM160 167V166H159ZM206 167V166H205ZM207 167V168H208ZM221 167V166H220ZM232 167H233V165H232ZM231 167V168H232ZM79 168V170H83L80 166L79 167H77V169ZM193 168V167H192ZM200 169H201V167H199ZM204 168V167H203ZM213 168V167H212ZM211 168V172L213 171V172H215V175H217L216 174V171H214V169H212ZM239 168V167H238ZM9 169V170H8ZM47 169V168H46ZM53 169V168H52ZM52 169L50 170V171H52ZM58 169V170H57ZM56 170L57 171H52L53 172V174L52 175H49V173H47L45 176H46V178L45 179H43L44 181L42 182L43 184H35L36 186H31L30 187V189L31 188H33L34 187V189L31 191L30 190V193L27 195V197L25 196L24 198V200H23V202H22V200H20L21 201V204L19 203V205H18V209L21 211V209H22V211H23V209H28V208H32L33 209V207H35L36 209L35 210H37V209H40V208H42V206H41V201L44 203L45 201H43V200H40L41 199V197H40V195L39 196H35L36 195V193L38 194V191L40 192V190L42 189V191L43 190H45V187L46 186H48V185H51L52 183H53V185H54V182H58V179H59V177H61V175H62V173L59 171V169H64V167H59V168H57ZM68 169V168H67ZM88 169H90V168H88ZM87 169V170H88ZM97 169V168H96ZM111 169V168H110ZM116 169V168H115ZM157 169V168H156ZM167 169H169V168H167ZM195 169V168H194ZM224 169V168H223ZM236 169H237V167H236ZM7 170H8V172L10 171V168L7 166ZM61 170V171H62ZM65 170V169H64ZM107 170H109V169H107ZM107 170H105V173L107 172ZM163 170V169H162ZM166 170V169H165ZM204 170V169H203ZM206 170V169H205ZM204 170V171H205ZM229 170V169H228ZM245 170H247V169H245ZM19 171H21V170H19ZM23 171V170H22ZM27 171V170H26ZM89 171V170H88ZM157 171V170H156ZM198 171H200V170H198ZM209 171H210V169H209ZM209 171L207 170V173H209ZM218 171V170H217ZM221 171H223V170H221ZM227 171V170H226ZM231 171V170H230ZM11 172V171H10ZM14 171L12 170V173H13ZM51 172V173H52ZM55 172H59L58 174L56 173V174H54ZM118 172V171H117ZM166 172H167V170H166ZM193 172H194V170H193ZM192 172V173H193ZM197 172V171H196ZM236 172V171H235ZM18 173V172H17ZM42 173H44V172H42ZM46 173V172H45ZM61 173V174H60ZM108 173H109V171H108ZM114 173V172H113ZM192 173H190V174H192ZM195 173V172H194ZM206 173V172H205ZM222 173V172H221ZM221 173H219V175L221 174ZM228 173H229V171H228ZM10 174V173H9ZM15 174V173H14ZM111 174V173H110ZM162 174V173H161ZM203 174V173H202ZM201 174V175H202ZM11 175V174H10ZM9 175V176H10ZM25 175V174H24ZM48 175V176H47ZM166 175L167 174H162V176L157 180V182H154V183H156V186L157 187H159L162 183H163V181H164V179L165 178H167L166 177ZM184 175V174H183ZM187 175V174H186ZM193 175V174H192ZM214 175V174H213ZM218 175V176H219ZM222 175V174H221ZM15 176V175H14ZM17 176V175H16ZM28 177H29V175H27ZM42 176H44V175H41V178H43ZM109 176V175H108ZM187 176H189V175H187ZM209 176H211L210 177V182H209V184L211 185L212 183L211 182H213L214 180H211L212 179V174L210 175L209 174ZM218 176H217V179H219L218 178ZM21 177V176H20ZM19 177V178H20ZM37 177H40V176H37ZM183 177V176H182ZM185 177V176H184ZM206 177V176H205ZM220 177V176H219ZM12 178H14V177H12ZM18 178V179H19ZM40 178V179H41ZM189 178V177H188ZM201 178V177H200ZM222 178V177H221ZM228 178H229V175H228ZM22 179V178H21ZM25 179H27V178H25ZM114 179V178H113ZM116 179V178H115ZM118 179V178H117ZM186 179V178H185ZM190 179H192V178H190ZM214 179V178H213ZM225 179V178H224ZM0 180H3V179H0ZM20 180V179H19ZM27 180H29V178L27 179ZM26 180V181H27ZM34 180V179H33ZM36 180V179H35ZM69 180V179H68ZM121 180V179H120ZM155 180V179H154ZM153 180V181H154ZM202 180V179H201ZM216 180V179H215ZM220 180V179H219ZM226 180H227V178H226ZM234 180V179H233ZM167 181V180H166ZM185 181H187V180H185ZM207 181H208V179H207ZM220 181H222V180H220ZM13 182H14V180H13ZM12 182V183H13ZM18 182V181H17ZM21 182H23V181H21ZM25 182V181H24ZM30 181H28V183H29ZM32 182V181H31ZM36 182H38L37 180H36ZM56 182V183H57ZM66 182V181H65ZM67 182H69V181H67ZM67 182L65 183V184H67ZM115 182H117L116 180H115ZM191 182H192V180H191ZM190 182V180H189V183H187V184H190L191 183ZM193 182H194V180H193ZM192 182V183H193ZM26 183V182H25ZM28 183H27V185H28ZM35 183V182H34ZM112 183V182H111ZM119 183H120V181H119ZM153 183V182H152ZM10 184V183H9ZM17 184H19L18 185V187L20 186V182H18ZM24 184V183H23ZM61 184V185H60ZM60 184H57V186L59 185V187L60 188H58V187H56V190L57 189H59L57 192L59 193V194H61L63 191H64V183H61L60 182ZM113 184H115V183H113ZM214 184V183H213ZM212 184V185H213ZM227 184V183H226ZM196 185V184H195ZM17 186V185H16ZM24 186H26V184L24 185ZM55 186H56V184H55ZM153 186V185H152ZM183 186V185H182ZM185 186V185H184ZM193 186V185H192ZM218 185L216 184V187H217ZM224 186V185H223ZM15 186H12L11 188L13 189ZM51 187H53V186H51ZM68 187V186H67ZM150 187H151V185H150ZM210 187V186H209ZM212 187V186H211ZM210 187V188H211ZM213 187H215V186H213ZM221 187V186H220ZM27 188H28V186H27ZM26 188V189H27ZM210 188H209V191H210ZM14 189H17L16 187L14 188ZM13 189V190H14ZM221 189V188H220ZM12 190V192H17L18 190H16V191H13ZM22 190V189H21ZM217 189L215 188V192L214 193H216L217 191H216ZM42 191L40 192L41 193V196H43L42 198L44 199V196L45 195H47L46 193H48V191H49V189H46L45 190V195H43V193H42ZM70 191H71V188H70ZM82 191V192H81ZM81 191H79V192H81V194L79 195V201H77L76 202V204L74 203V208H73V210H72V212H71V214H68V213H66V214H68V215H66L65 216V218H63L62 219V221L60 220V221H58V219H61L62 217L61 216H63L64 217V215H63V213H64V210L66 209V207H67V203H66V201L67 200H65V201H63V202H61V199H60V202H58V201H56V202H58V203H60V204H56L55 203V201H51V202H54L55 203V205L52 207V210H53V212H51L49 215H47V217H46V215L44 216V218L42 219V220H40L39 219V221H34L38 216H40V215H37L36 217H32L31 218V220H33L32 222H30L29 220L30 219H28L26 222H29V224L28 223H26V224H28L27 226V228H26V230H25V232L23 233V234H19L20 235V237L16 240V241H18V243H21V246H23V245H27V247L29 246V245H31L32 244V247L34 246L36 249H39V253H37V254H34V255H37V256H35V257H33L29 262V264H55L56 263V261H57V259L59 260V262H58V264H74L73 263V260H74V257L72 256L71 258L69 257L68 259H66V261L65 260H63L62 259V257H63V252H65L64 250H65V247H66V245H67V242H68V240H69V238L71 239L72 237H74V235L73 234H75V240H79V239H81V238H84V239H88L89 241H91V242H93V241H98L99 243L100 242H102V240L100 239V237H99V232H100V229L101 228H99V227H96L97 225H92V227L91 226H87L85 223H82L81 224V221H80V224H81V226H80V229H78V228H76V229H78L79 230V232L77 233V230L76 229H74L76 232L75 233H73L71 230H70V227H72V226H70L71 225V223H72V221L74 220V217L77 215V213L80 211V209L82 208V207H85L86 208V204H88L87 203V198H90V196L88 197V195H87V193H86V188H83ZM212 191H213V189H212ZM212 191H211V193L209 192L208 194H212ZM52 192V191H51ZM67 192V191H66ZM146 192V191H145ZM149 192V191H148ZM208 192V191H207ZM11 192L9 191V194H10ZM19 193V192H18ZM65 193V192H64ZM69 193H71V192H69ZM205 193V192H204ZM12 194V193H11ZM32 194H35V195H33L32 196ZM55 194H57L56 192H55ZM67 194V193H66ZM66 194H64V195H66ZM72 194V193H71ZM89 194V193H88ZM91 194V193H90ZM6 195V194H5ZM4 195V196H5ZM62 195V194H61ZM92 195V194H91ZM175 195V194H174ZM213 195V194H212ZM13 196H16V195H13ZM12 196V197H13ZM51 196H54V195H51ZM50 195H49V193H48V197L50 198L51 197ZM55 196H57V195H55ZM69 196H71V195H69ZM78 196V195H77ZM169 196H171V195H169ZM168 196V197H169ZM208 196V195H207ZM211 195H209L208 197H210ZM219 196H220V194H219ZM223 196V195H222ZM226 196V195H225ZM228 196V195H227ZM36 197H38V199H37V201L38 200H40L38 203L36 202V205H35V200H36ZM57 197H60V195L59 196H57ZM65 197V196H64ZM67 197V196H66ZM63 198L62 200H64V199H68V198ZM87 197V198H86ZM173 197V196H172ZM7 198V197H6ZM6 198H4L3 200L5 201V199ZM12 199L11 198V196L10 197H8V204L7 203H5V202H2V203H4L5 205H6V207L8 206L9 207V209L10 210H12L13 208H10V206H12L11 204H10V202H9V200L10 199ZM45 198H47V197H45ZM47 199V200H50V199ZM126 198V197H125ZM130 198L131 197H128L127 199H125L126 201H125V203H127L126 205L128 206V212L129 213H131V214H134V215H136L135 216V218H139V216H140V214H139V211H138V209L139 208H141V207H138V209H136L137 207H135V206H133V204H131V206H130ZM184 198V197H183ZM220 198V197H219ZM222 198V197H221ZM221 198H220V200H221ZM225 198V197H224ZM52 199L54 200L55 198L54 197H52ZM57 199H59V198H57ZM56 199V200H57ZM208 199V198H207ZM223 199V198H222ZM13 200V199H12ZM212 200V199H211ZM225 200V199H224ZM11 201V200H10ZM68 201H70V202H72L71 200H68ZM88 201H89V199H88ZM149 201V200H148ZM221 201H223V200H221ZM14 202V201H13ZM144 202V201H143ZM214 202V201H213ZM212 202V203H213ZM12 203V202H11ZM53 203V204H54ZM166 203V202H165ZM32 205V206H31ZM35 205V206H34ZM72 205H73V203H72ZM213 205V204H212ZM49 206H52V205H49ZM48 206V207H49ZM89 205H87V207H88ZM141 206H143V205H141ZM239 206V207H240ZM43 207H45V206H43ZM46 207H47V205H46ZM92 208V207H91ZM163 208H164V205H163ZM9 209H7V210H9ZM51 209V208H50ZM49 209V210H50ZM93 209V208H92ZM13 210H16V209H13ZM42 210V209H41ZM48 210V209H47ZM83 210V208L81 209V211ZM90 210V208L88 207L87 208V211H89ZM137 212H136V211ZM140 210V209H139ZM143 210V209H142ZM165 210V209H164ZM6 211V210H5ZM38 211V210H37ZM69 211V210H68ZM144 211H145V209H144ZM6 212H8V211H6ZM16 212V211H15ZM26 212V211H25ZM41 211H39V212H37V213H35V214H38V213H40ZM135 212L137 213V214H135ZM142 212V211H141ZM11 213V212H10ZM13 213V212H12ZM22 213V212H21ZM24 213V212H23ZM30 214H31V211L29 212ZM46 213H48V212H46ZM46 213H43V214H46ZM2 215H3V213H1ZM27 214H28V212H27ZM87 214V213H86ZM90 214H93V213H90ZM246 214V213H245ZM33 215V214H32ZM6 216V215H5ZM15 216V215H14ZM22 216V215H21ZM42 216V215H41ZM84 216L86 217V215L84 214ZM31 217V216H30ZM59 217H61V218H59ZM141 217V216H140ZM164 217V216H163ZM250 217V216H249ZM10 218H11V216H10ZM14 218V217H13ZM25 218V217H24ZM167 218H169V217H167ZM174 218V217H173ZM15 219V218H14ZM144 219V218H143ZM164 218H162V220L161 221H164L163 220ZM177 219V218H176ZM16 220V219H15ZM171 221H172V219H170ZM19 221V220H18ZM57 221L58 222H62L60 225H58V223H57ZM160 221V222H161ZM166 221V220H165ZM170 221V222H171ZM3 222V224H1ZM108 222V221H107ZM142 222H143V220H142ZM167 222V221H166ZM165 222V223H166ZM175 222V221H174ZM199 222H201V221H199ZM13 223H16V222H13ZM13 223L11 222V220H9V219H6V218H2V217H0V230L3 232V234L0 232V234H2V236H0L1 237V240L3 241V240H5V241H3V242H1L2 243V246L0 245V264H1V262H2V260H3V255H4V252L6 251V248L9 246L8 245V242H9V240H10V238H13L14 236L12 235V237H10L11 236V234L13 233V232H11V231H13L14 229H13ZM20 223V222H19ZM163 223V222H162ZM172 224H173V221L171 222ZM180 223H181V221H180ZM132 224V223H131ZM171 224V225H172ZM196 224V223H195ZM204 224V223H203ZM21 225V224H20ZM77 225V224H76ZM102 225V224H101ZM159 225V224H158ZM176 225V224H175ZM193 225V224H192ZM205 225V224H204ZM210 225V224H209ZM208 225V226H209ZM16 226V225H15ZM99 226V225H98ZM104 226V225H103ZM164 226H168V227H170L169 226V222H167V224L166 225H163V227ZM173 226V225H172ZM180 226V225H179ZM184 226V225H183ZM201 226V225H200ZM20 227V226H19ZM160 227H162V226H160ZM165 227V231L163 232V234H165V232L166 231H168V233L170 232L169 231V229L170 228H166ZM187 227V226H186ZM199 227V226H198ZM25 228V227H24ZM175 228H176V226H175ZM203 228H205V227H203ZM203 228H202V230H203ZM13 229V230H12ZM16 229V228H15ZM20 229H21V227H20ZM73 229V228H72ZM184 229V228H183ZM256 229V230H257ZM206 230H207V228H206ZM15 231V230H14ZM112 231V230H111ZM110 231V232H111ZM114 231H116V230H114ZM174 231V230H173ZM199 231V234H201V232H200V230H198ZM203 231H205V230H203ZM202 231V232H203ZM175 232V231H174ZM178 232V231H177ZM183 232V231H182ZM196 232V231H195ZM17 233H18V231H17ZM77 233V234H76ZM121 233V232H120ZM173 233V232H172ZM180 233V232H179ZM184 233V232H183ZM96 234V235H95ZM100 234H102V231H101V233ZM106 234H109V233H106ZM105 234V235H106ZM166 234H167V232H166ZM185 234V233H184ZM187 234H188V232H187ZM198 234V235H199ZM204 234H205V232H204ZM16 235V234H15ZM73 235V236H72ZM168 235V234H167ZM178 235V234H177ZM176 235V236H177ZM182 235L183 234H181V238H182ZM189 235V234H188ZM191 235V234H190ZM189 235V236H190ZM207 235V234H206ZM101 236H104V235H101ZM171 236V235H170ZM173 236H175V235H173ZM185 236V235H184ZM183 236V237H184ZM196 235L194 234V237H195ZM10 237V238H9ZM180 237L178 238V237H176V239L174 238L173 239V237H172V241L171 240H169L170 238H169V236H168V239L167 238H164V239H167V240H169V243L167 242V240H166V245L163 247V251H161V252H163V254H162V256L164 257V263H165V258L166 259H168V258H170V259H172L173 260V258H175V255H177L178 253L179 254H182V252L180 253L179 251H184V250H182V246L183 245H179L180 244V242L179 241H181L180 240ZM200 237V235L198 236V239H199V242H198V244H195V245H198V247L199 248H201L202 247V245H199V244H201V243H203L204 241H203V235H201V237L202 238H199ZM15 238V237H14ZM104 238V237H103ZM109 238H111V239H109ZM117 238V237H116ZM120 238H122V239H124V238H127V234L126 235H122ZM185 238H186V236H185ZM193 238V237H192ZM8 239V240H7ZM105 239L106 240H109V241H107V243L106 244H103V243H105V240L103 239V245H112L113 243H116L115 242V238L114 239H112V237H111V235H110V237H108V239L105 237ZM197 239V238H196ZM201 239H202V241H201ZM7 240V241H6ZM74 240V241H75ZM190 240H192V239H190ZM16 241H15V243H16ZM139 241H141V240H139ZM201 241V242H200ZM248 242H249V240H247ZM69 242H71V241H69ZM68 242V243H69ZM73 242V241H72ZM86 242H88V241H86ZM196 241L194 240V243H195ZM196 242V243H197ZM264 242V241H263ZM0 243V244H1ZM4 243H6V244H4ZM11 243V242H10ZM9 243V244H10ZM14 243V244H15ZM75 243H77V242H75ZM4 244V245H3ZM23 244V245H22ZM259 244V245H258ZM18 246L20 245V244H17ZM70 245V244H69ZM194 245V244H193ZM250 245V246H249ZM249 245H247L245 242H243L242 240H240V241H236V240H231L230 239V242L228 243V245L225 247V249L223 250V252L221 253V255L220 256H218L217 258L218 259H216L214 262H215V264H251V263H254L255 264V262H252L253 261V259L250 261V257H249V251H250V248H252L251 246V243L249 242ZM17 246V247H18ZM179 246H180V248H179ZM258 246H259V248H258ZM24 247V246H23ZM29 247H31V246H29ZM122 247V246H121ZM129 247H131V246H129ZM137 247V246H136ZM193 247V246H192ZM196 248H198L197 246H195ZM9 248V247H8ZM26 248V247H25ZM76 248V247H75ZM194 248V247H193ZM27 249V248H26ZM26 249H23V250H25L26 251ZM30 249V248H29ZM32 249V248H31ZM121 249V248H120ZM130 249V248H129ZM205 249V248H204ZM200 250V249H199ZM254 250V251H255ZM12 251V250H11ZM28 251H30V250H28ZM31 251H35V249L33 250H31ZM41 251V252H40ZM188 251V250H187ZM192 251V250H191ZM194 251H196V249L194 250ZM207 251V250H206ZM206 251L205 250H203L202 251V249H201V252L200 253H197V254H194V256L196 255V259H192L193 261L195 260V264H202L203 263V261H205L204 259H205V257H207L206 255H207V253H206ZM253 251V252H254ZM258 251V252H259ZM263 251V250H262ZM15 252V251H14ZM32 252V253H33ZM36 252H38L37 250H36ZM113 252V251H112ZM115 252V253H114ZM113 253H114V257H113V259L115 260V261H117V262H126L128 259H129V255L128 254H126L125 252H123V251H119V248H118V251L116 252V251H114ZM127 252V251H126ZM152 252V251H151ZM185 252V251H184ZM199 252V251H198ZM221 252V251H220ZM253 252H251V253H253ZM26 253V252H25ZM63 253V254H62ZM131 253V252H130ZM158 253H160V252H158ZM261 253V252H260ZM263 253V252H262ZM261 253V254H262ZM20 254V253H19ZM29 254L31 255V252H29ZM62 254V255H61ZM133 254V253H132ZM141 254V253H140ZM192 254V255H193ZM209 254V253H208ZM220 254V253H219ZM257 254V253H256ZM256 254H255V256H256ZM16 255V254H15ZM21 255V254H20ZM26 255V254H25ZM154 255V254H153ZM191 255V256H192ZM251 255V254H250ZM258 255V254H257ZM65 256H66V254H65ZM64 256V257H65ZM108 256V255H107ZM143 256V255H142ZM156 256H161L160 254L159 255H156ZM161 256V258L163 259V257ZM174 256V257H173ZM188 256V255H187ZM190 256V257H191ZM193 256V257H194ZM253 256V255H252ZM136 257V256H135ZM172 257V258H171ZM13 257H11V259H12ZM155 258V257H154ZM156 258H158V257H156ZM255 258H257V256L255 257ZM261 258H263L262 257V255H261ZM10 259V260H11ZM18 259V258H17ZM139 259H140V257H139ZM147 259V258H146ZM146 259H144V260H146ZM150 259V258H149ZM153 259V258H152ZM152 259H150V260H152ZM170 259H168V261L170 260ZM7 260V259H6ZM157 260H159V258L158 259H156V262H157ZM191 260V259H190ZM257 260H258V258H257ZM263 260V259H262ZM17 261V260H16ZM141 261H143V257H142V260ZM140 261V262H141ZM149 261V260H148ZM154 262H155V260H153ZM171 261V260H170ZM174 261V260H173ZM259 261H260V259H259ZM259 261H257V263L256 264H259L258 262ZM10 262V261H9ZM13 262V261H12ZM15 262V261H14ZM139 262V263H140ZM153 262V263H154ZM156 262H155V264H156ZM158 262H160V261H158ZM214 262H213V264H214ZM138 263V264H139ZM143 264H145L144 263V261L142 262ZM141 263V264H142ZM161 263V262H160ZM163 263V264H164ZM192 264H194V262H191ZM190 263V264H191ZM9 264H11V262L9 263ZM13 264V263H12ZM83 264H107V262H106V259L104 258V253L102 252V250H96L95 251V253L93 254V255H91V256H89L84 262H83ZM115 264V263H114ZM150 264V263H149ZM152 264V263H151ZM162 264V263H161Z\"/></svg>", "mask_w": 264, "mask_h": 264}, {"label": "built area", "instance_id": "obj_3", "mask_svg": "<svg viewBox=\"0 0 264 264\" xmlns=\"http://www.w3.org/2000/svg\"><path fill=\"white\" fill-rule=\"evenodd\" d=\"M43 1H46V0H41V3H43ZM10 3L8 1H3V0H0V22L6 20V19H9L11 17H13L14 19L17 18V16L24 10L23 9V6L22 4L21 5H18V4H14V8L16 9L15 11H13V5H10V9L9 10H2V8H5L3 6V3ZM24 5V4H23ZM24 6H28L27 4H25ZM34 5H32L31 7H27L26 10H30L29 12H31V14H35V18L36 20L41 23L42 20H46V19H49L51 18L54 14H53V11L54 9L51 8V7H44V5H41L39 7H35L33 8ZM88 17H90L91 19V14L88 15ZM42 19V20H41ZM15 21V20H14ZM17 22H15L16 24ZM3 28H4V25L3 24H0V36L3 32ZM49 29H47L46 31H48ZM35 33V32H33ZM34 40V39H33ZM32 41V40H31ZM35 56H33L34 58ZM33 60V59H32ZM30 64V63H29ZM34 131L37 130L36 128H33ZM32 131V130H31Z\"/></svg>", "mask_w": 264, "mask_h": 264}]
</instances>
